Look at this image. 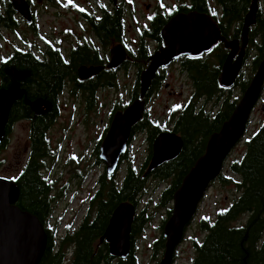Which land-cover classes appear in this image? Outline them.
Returning <instances> with one entry per match:
<instances>
[{
	"label": "trees",
	"instance_id": "1",
	"mask_svg": "<svg viewBox=\"0 0 264 264\" xmlns=\"http://www.w3.org/2000/svg\"><path fill=\"white\" fill-rule=\"evenodd\" d=\"M227 4L231 7L239 5L230 0ZM66 8L74 10L77 6L71 5V8L68 6ZM225 13L222 19L226 18L230 21L241 19L240 12ZM164 22V17L159 15L154 20L151 31L141 34L137 49L132 52L123 42V25L118 15L106 13L102 19L89 20L103 48L124 44L128 58L121 68L126 70L129 64H134L138 68L129 103L138 98V77L149 63L150 52L145 46L144 39L157 42L159 48L162 45L159 33ZM18 26L19 17L8 3L0 10V40L3 32L15 33ZM28 27L37 35L33 25ZM220 31L228 41L239 39L240 29L230 30L220 25ZM254 49L256 55L251 59V74L246 76L242 71L230 89L222 88L218 81L221 65L228 52L221 43L203 57L182 58L179 62V70L191 82L193 92L190 97L183 104L171 108L167 118L168 125H164V128L149 119L147 110L143 113L140 122L131 130L129 144L136 135L145 136L148 146L145 161L137 169L129 155L125 154L120 163V166L125 163V171L121 178L118 179L117 174L110 178L104 173L99 175L93 183L94 194L86 198L87 208L77 226L74 228L68 226L61 236L50 234L45 227V221L51 215L54 202V199L50 198L52 186L43 177L46 167L44 161L49 156L47 133L59 116V98L70 83L73 85V92L83 91L92 100L99 87L116 86V70L104 69L97 77L84 82L79 81L76 72L80 66H104L106 63V59L96 47L79 44L69 51L67 57L63 55L60 47L46 43L44 48H40V57L31 51L15 48L7 58L2 59L0 90L17 84L22 95L14 102L9 112L0 153L8 144L14 124L26 122L29 158L21 174L11 181L17 189L14 205L35 216L41 222L47 236L46 249L39 264H140L135 255V244L154 218L153 213H148L146 208L136 212L140 199L147 192L148 182L164 185L155 208L165 209L168 219L173 195L180 187L183 178L204 153L209 137L220 130L239 101V99L231 100L229 95L234 88H239L241 95L243 94L264 57V10L257 14L256 23L249 31L244 62L249 57L250 51ZM213 53L215 57L209 58ZM165 70L157 73L154 78L144 98L145 105L162 87ZM225 94L229 95L225 97ZM202 99L203 101L199 102ZM211 101L212 109L208 107L212 104ZM39 104L40 108L41 104L48 105L49 108L46 110L41 108L42 111L37 112L35 106ZM126 106L116 105L110 113L109 120L116 111L123 110ZM214 108L216 111H212ZM249 124L250 122L247 126ZM106 131L107 128L104 132ZM162 132H170L181 138L183 142L181 153L176 160L166 162L146 174L152 143ZM104 134L94 150L96 156ZM242 142L244 151L241 157L228 163V176L221 174L218 177L221 185L232 187L236 192L234 199L228 208L218 210L212 219L199 220L197 227L203 238L192 240L195 256L191 264L264 263V121L247 139L244 136ZM85 176H79V185L84 181ZM122 203L131 204L136 210L131 225L130 254L125 260H114L109 256L107 244L104 241L100 242V239L104 235L112 212ZM167 219H163L159 227L161 231ZM164 242L162 233L154 239L151 245L153 252L151 260L156 261L161 257Z\"/></svg>",
	"mask_w": 264,
	"mask_h": 264
},
{
	"label": "rangeland",
	"instance_id": "2",
	"mask_svg": "<svg viewBox=\"0 0 264 264\" xmlns=\"http://www.w3.org/2000/svg\"><path fill=\"white\" fill-rule=\"evenodd\" d=\"M9 1L0 0V10L8 5ZM82 1L52 0L51 3L44 4L39 2V0H32L36 16L37 35L33 34L27 24L20 20L15 33L3 32V37L0 40V61L7 58L15 48L31 51L40 57L42 39H48L55 46L60 47L63 55L67 57L72 49L71 47L84 38H90V45L96 47L101 56L108 60L109 50L113 45L103 48L99 41L96 40L94 34L83 30L86 27V23L71 8V5L74 4L80 9L89 11L88 4H84ZM144 1L140 0V5ZM147 3L150 4L151 2L147 1ZM66 6L70 7L71 10L66 9ZM137 11L145 12L140 9L138 3ZM136 20L129 24L127 22L123 31V42L129 51L131 50L132 52L136 51L140 41V20L138 16H136ZM63 37L67 42L62 39ZM144 40L145 46L152 54L157 45L148 39ZM124 44L122 43V46L126 48ZM255 55V49L251 50L249 57L244 62L243 73L246 76L251 74V59ZM214 57V53L209 56V58ZM137 71L138 68L134 64H129L126 70L120 67L115 73L116 86L114 88L99 87L92 100L83 91L73 92L72 83L69 84V87H66V90L60 96L58 105L59 116L47 133L49 156L45 158V161L43 160L46 166L43 177L51 184L52 195L50 198L54 199L51 215L45 221V227L50 234L61 236L68 226L71 228L76 227L79 219L86 211L85 203L89 189L92 188L96 178L104 173L103 164L97 161L94 150L103 133H105V128L109 127L111 111L116 105L124 107L130 102ZM164 77L162 87L151 96L149 103L145 105L149 119L161 128H164V125H168L167 118L171 108L183 104L193 92L188 77L180 73L179 63H173L167 68L164 71ZM228 95L225 94L224 96L227 97ZM229 97L231 100L240 99L239 88H234ZM202 101L203 99L199 102ZM263 104L264 86L260 101L251 113L250 124L245 133L246 139L264 121V111L261 110ZM36 106L35 110L37 112L42 111L41 108H45V110L49 108L45 104H41V108L40 104ZM208 107L212 109L213 103L209 104ZM212 111H216V108ZM147 149L145 136L143 134L136 135L130 143L127 152L135 168L139 169L145 161ZM28 150V124L26 122H18L13 126L6 148L0 153V179L8 180L17 167L28 161ZM243 151L244 147L241 141L232 149L224 164L221 172L224 176L229 174L228 163L241 157ZM124 171L125 163L119 167L116 173L118 179L122 177ZM79 176H85L81 185H79ZM163 188V184L157 185L156 182L149 181L147 192L140 199L136 211L138 213L146 208L147 212L153 213L154 216L150 225L137 238L135 244V255L140 264H157L160 260V257L156 261L151 260V255L153 254L151 245L154 239L162 233L159 227L163 219H167L165 209L157 210L155 208ZM235 194L236 192L232 187L221 185L218 179L210 185L199 204L195 217L186 228L183 239L174 252L173 264H191L195 256L192 240H202L203 238V234L197 227L199 220L203 218L212 219L218 210L228 208Z\"/></svg>",
	"mask_w": 264,
	"mask_h": 264
},
{
	"label": "water",
	"instance_id": "3",
	"mask_svg": "<svg viewBox=\"0 0 264 264\" xmlns=\"http://www.w3.org/2000/svg\"><path fill=\"white\" fill-rule=\"evenodd\" d=\"M10 5L18 17L30 22V9L25 0H10ZM256 10V1H253L249 13L244 17L237 40H226L213 18L195 12L176 15L162 27L159 37L163 46L150 55L148 66L139 74L138 98L112 115L110 125L98 146V161L103 164L104 174L108 178L116 174L122 157L127 154L131 130L142 119L144 98L161 69L169 68L182 58L203 57L221 43L228 53L221 65L218 81L225 89L234 86L243 71L248 34L256 23ZM127 58L126 49L121 44H116L109 50L106 66H80L76 72L77 78L84 82L97 77L104 69L117 70ZM263 86L264 57L231 116L218 132L209 137L204 153L174 193L171 214L162 229L164 251L158 264H172L174 252L195 217L206 191L221 175L232 149L244 138L247 123L259 102ZM21 95L17 84L0 90V144L5 136L9 112ZM261 110L264 111V104ZM182 147L181 138L175 134H159L151 146L146 174L166 162L176 160ZM16 199L17 189L14 183L0 179V264H39L46 249L47 236L35 216L14 205ZM135 211L133 205L122 203L111 214L100 242L107 244L112 259L125 260L130 254V233Z\"/></svg>",
	"mask_w": 264,
	"mask_h": 264
},
{
	"label": "flooded vegetation",
	"instance_id": "4",
	"mask_svg": "<svg viewBox=\"0 0 264 264\" xmlns=\"http://www.w3.org/2000/svg\"><path fill=\"white\" fill-rule=\"evenodd\" d=\"M25 1L27 2L29 9H30V22H26L22 20L20 17H19V21L22 20L24 23L27 24V27L33 25V27L37 29L36 16H35L34 8H33V2L32 0H25ZM139 1L140 0H83L82 2L84 4L85 3L88 4L89 11L86 9H80L78 6L76 9H74V11L76 12L75 14H78L81 18H83L84 22L86 23V27L83 28V30L91 34H94L93 32L94 29L90 25L89 20L102 19L106 13H112L114 15L119 16V20L121 21L123 25V31H124V28L126 27V23L128 22L129 24L130 22L137 21L136 16H138L140 20L139 39L141 40V34H144L148 32L149 30L151 31L153 22L155 19L158 18L159 15L164 17L165 19L164 25H165L172 17L176 15L189 14L193 12L199 13V14H206L216 21L219 28H220V25H223V27L229 28L230 30L231 29L241 30L244 17L249 13L250 6L252 5L253 1H256V6H257L256 16L257 14L261 13L264 10V0H230L234 4L235 2L239 4L237 7H231L230 5H228L227 4L228 0H145L141 5ZM147 1H150L151 3L149 4L147 3ZM39 2L46 4V3H51V0H39ZM137 3L140 9L144 10L145 12L137 11ZM72 5L76 6L74 4ZM230 11L240 12L241 19L239 20L237 19L235 21H230L229 19H226V18L222 19V17H224L226 14L225 12H230ZM94 36L96 40L99 41L96 34H94ZM62 39L67 42V40L64 37ZM89 39L84 38L81 41H77L76 45L72 46L71 48L76 47L78 44L91 46L90 45L91 40ZM46 43L55 46L50 40L42 39L43 48L46 46ZM99 43L101 44L100 41ZM153 43L156 44L157 45L156 48H158L159 46L158 43L157 42H153ZM161 46H163V43ZM156 48L154 49V52L158 50V49L156 50ZM108 58H109V55H108ZM105 59H106L105 62L108 63L107 58ZM180 60L175 63H179ZM105 64L106 63H104V66H106ZM162 70L163 69H161L159 72H162ZM109 125H110V122H109ZM162 133H170V132H162ZM29 153L30 151L28 150V154H27L28 158H29ZM26 164H27V161H25L19 167H17L15 169V172L11 174V177H9L8 180L11 181L12 178L18 177L23 171ZM94 191L95 189L89 191L87 195H93ZM87 203H85L86 208H87ZM114 260H117V259H114Z\"/></svg>",
	"mask_w": 264,
	"mask_h": 264
}]
</instances>
